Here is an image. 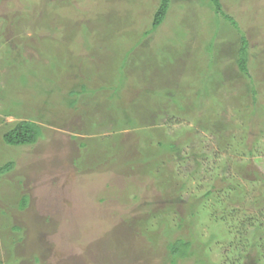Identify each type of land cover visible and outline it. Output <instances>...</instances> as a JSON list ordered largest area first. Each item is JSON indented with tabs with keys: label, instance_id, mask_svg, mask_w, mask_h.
Wrapping results in <instances>:
<instances>
[{
	"label": "rangeland",
	"instance_id": "1",
	"mask_svg": "<svg viewBox=\"0 0 264 264\" xmlns=\"http://www.w3.org/2000/svg\"><path fill=\"white\" fill-rule=\"evenodd\" d=\"M218 3L170 0L154 27L161 0H0L2 89L20 76L30 88L41 85L28 67L51 71L50 58L42 55L47 45L66 48L60 81L80 87L92 75L87 94L77 96V110L43 111L47 96L26 89L27 96L17 92L20 99L37 92L40 101L22 103L24 112L15 116L0 96V149L7 124L26 113L46 114L37 119L43 136L14 149L16 168L0 177V207L22 194L30 201L25 210L10 209V223L20 231L0 216L1 264H173L168 243L177 238L191 241L195 252L177 264H239L244 224L257 218L263 224L258 238H264V0ZM247 40L244 72L237 59ZM102 80L113 90L95 91ZM111 92L115 108L123 103L141 116L136 128L122 130V141L138 140L137 131H167L172 149L161 148L151 171L139 162L135 172L123 163L97 166L90 157L86 165L76 162L79 139L101 138L99 148L114 134L122 113L104 114L95 105ZM240 169L260 174L246 178ZM211 189L217 193L208 198ZM141 219L149 223L142 228L157 231L156 242L138 233Z\"/></svg>",
	"mask_w": 264,
	"mask_h": 264
},
{
	"label": "trees",
	"instance_id": "2",
	"mask_svg": "<svg viewBox=\"0 0 264 264\" xmlns=\"http://www.w3.org/2000/svg\"><path fill=\"white\" fill-rule=\"evenodd\" d=\"M217 3L219 0H215ZM219 4V8L221 7L220 3ZM170 6V0H161V4L159 5V8L157 9L155 16H154V20H153V26L157 27L159 26V24H161L163 22V20L165 19L168 9ZM246 47L243 48L241 47L240 49V57L239 59H237V62L239 61V65L240 69L242 71H248V61L250 58V50H249V41H246ZM248 47V48H247ZM7 48H10L9 45L7 46ZM63 49V51H60V49ZM67 51L65 47H56V46H51V45H47V47L44 49V51L42 52V55L45 57L50 58V70H46L45 72L40 73V69H33V71L31 70L30 67H28V72L33 75V77H35L36 82L38 83H42L41 85L37 84V87L35 88H30L29 85H27V78L20 76V77H16V79L18 78V82H14L16 83V85H12V82L9 83L7 81L8 84H5L6 87L4 89H2V85L0 84V96L1 98H7L9 99V103L12 104V108L10 110V113L14 114L15 116H20L23 112L22 111V103L26 104V102L29 101V99H33V101H40L38 95L36 94L38 92L41 93L42 95L45 94L47 97L46 99L43 100V102L45 103V105H47V107L43 108L45 110H49L50 108H55L56 111H58V109L62 110H67V109H74L77 110V106H76V102H77V96L81 95V94H87L88 92V84L90 85L92 82L89 79L92 75H88L87 77V81H84L85 79H82L81 81L83 82V85L80 87H74L72 88V85L74 82L71 81V85H66L69 82H64V81H60V79L62 77H64V74L62 73L64 70V63H68L67 58L62 57L63 55H66ZM83 59V57L81 58ZM81 59L77 58V62L80 61ZM82 61V60H81ZM70 65V64H69ZM23 68H26L25 65H22ZM108 66V65H107ZM105 66V68L107 67ZM66 67V66H65ZM109 67V66H108ZM107 67V69H108ZM21 68L20 70H16V71H22ZM111 68V66H110ZM60 69H61V73H60ZM109 70V69H108ZM16 71H12L16 72ZM109 72H113L111 70H109ZM12 76V75H10ZM9 76V78H10ZM94 76V75H93ZM10 80H14V78H10ZM9 80V81H10ZM0 81H1V77H0ZM103 81V80H102ZM100 83L98 84V87H95V91L96 90H102V89H112V85L113 84H109L105 81H103L101 83V81H99ZM75 84V83H74ZM92 85V84H91ZM17 88L18 90L14 89V92H12V89ZM100 87V88H99ZM99 88V89H98ZM23 89V91H22ZM26 89L31 90H37V92H31L30 94H28L29 97H26V101L24 99H20L17 96V92L20 91V93H22V96L26 94ZM104 89V90H105ZM116 90H118V88H116ZM22 91V92H21ZM91 91H94L93 88H91ZM40 95V94H39ZM27 96V94H26ZM41 96V95H40ZM51 96H54V102L53 103ZM99 100L97 101V103H95L96 107L98 109H100L102 111L103 109V113L104 114H108L107 110L111 109L114 111H120L122 114L121 116L118 117L117 123H116V128H115V132L114 134H112L109 137H105L103 138V141L99 144L101 145L99 148L96 146V143H99L100 140H102L101 138H92V137H87L86 139H79L78 140V146H79V154L80 157H78L76 159V162L78 163H83V165H86L85 160H88V157L92 158V160H95L94 162L96 163L97 166H104L105 168L108 166H111V164H114L115 166L119 165L120 163L123 165H126L125 168H127L129 171L135 172L136 170V163L139 162L140 164H142L144 167H146V169L151 171V167H150V162L152 161V163H156L158 159V157L162 154L160 153L161 148H165V151H168L170 149H172V146H168V142L169 141V137L167 136V134L165 132L164 128H158L156 130H152V129H147L146 131V135H140L139 132L137 131V135H139L138 140L131 142L130 140H128V138L126 137V139L128 140V142L122 141L121 138L124 137V134L122 136V130L125 127H129V128H136V124L138 123V120H141V116L139 115L138 112H133L132 108L130 110H126L125 111V104L121 103L119 104L116 108H115V103H113L112 101H110L109 99H114L116 101L117 97L115 98V94H113L111 92V95L108 98H104L103 96H100L98 98ZM42 101V100H41ZM138 100H133L131 102H133V104L131 103L132 107L134 108L135 102H137ZM157 102L160 103V101H156L154 103V106H157ZM10 106V104H9ZM49 106V107H48ZM152 106V104L148 103V108ZM130 107V106H129ZM128 107V108H129ZM137 107V106H136ZM139 107V106H138ZM137 107V108H138ZM160 107V106H159ZM7 113L9 112L8 109ZM54 110V109H53ZM139 110H141V107H139ZM148 110V109H147ZM50 111V110H49ZM145 111V110H144ZM119 112V113H120ZM112 115V114H109ZM27 118H22L20 120L15 121L13 124H7L6 128L4 129L2 136H1V143H2V149H0V177L11 173L15 168H16V161H15V157L13 156V150L23 147V146H31L34 145L38 142V140L43 136V126H41L37 119H43L46 116V114L44 112H40L39 111V116L35 115H28L26 113L25 115ZM145 117V116H144ZM143 117V118H144ZM120 118V120H119ZM93 121V119H92ZM120 121V122H119ZM140 129V128H139ZM142 130V129H140ZM93 132V129L92 131ZM129 133V132H128ZM132 135V134H131ZM157 135V137H156ZM159 136V137H158ZM114 137V138H113ZM156 142H154L153 139H156ZM108 140H112L111 142L116 143V145L112 144L111 142H108ZM159 139V140H158ZM150 140V141H149ZM165 146V147H163ZM135 147L138 155L134 154L133 148ZM4 149V150H3ZM163 151V152H165ZM83 159V162H82ZM95 165V166H96ZM92 167V166H91ZM112 167V166H111ZM96 168V167H95ZM241 171V176L243 177H250L252 175L250 174H254L255 176H257L258 174H260L259 172H257V170H254L252 173H242V171L244 170H239ZM246 177V178H247ZM260 178H263L260 175ZM255 180V179H254ZM264 183V180H263ZM232 189L231 186L230 188H228V190ZM217 193V191L214 190H209L206 192L205 196H207L208 198L211 197V195H215ZM261 199L264 198V194H262L260 196ZM259 198V199H260ZM14 201V200H13ZM10 201L9 206L5 207H0V216L1 217H5L7 218L6 222L4 223V225H8V227H10L11 230H21V226L18 225H14L13 223H10V221L13 219L12 218V210H10L11 208H14L15 210H25V208L28 207L30 201H29V196L27 194H22L20 196V198L18 199V201ZM176 202V201H174ZM173 203V202H172ZM210 206V204H208ZM204 207H208L207 203H205ZM217 213V212H216ZM214 216H216V218H223L224 214H212ZM225 219V218H224ZM252 219V218H251ZM221 220V219H220ZM161 221V220H160ZM252 221V220H249ZM147 221H142L138 220V224L136 225L138 227V233H146L145 235L148 236V239H151V241L156 242L155 238L153 239V237H155L156 235V230H154L153 227L151 226H147L145 229L142 228L143 226H146ZM141 223H144L143 225H141ZM252 223V224H251ZM248 225V222H246L244 224V228H245V232L243 231L242 233H240V236L242 238H244V243L242 245V250L238 253L237 257V262L239 264L243 263L242 261H247L248 259H253L255 261L256 264H264V238L259 239V235L262 232V227L260 222H258L257 218H255L253 220V222H251ZM146 224V225H145ZM251 227H254V231H252ZM173 230V231H172ZM250 231L252 233V236L250 237ZM174 232V227H170L168 228L167 233L168 234H172ZM20 239H22L21 236L18 237H12L11 241H10V245L14 246L17 242L20 241ZM261 244V248H259ZM168 248H169V257L172 261L173 264H177L178 261H183L188 259L192 254H194V250L192 249V242L187 240L186 238H177L174 239L173 241L168 243ZM252 252H256V254L253 255ZM18 260V259H16ZM210 262L205 261L203 259H200L199 262H195V264H215L212 260L209 259ZM1 264V261H0Z\"/></svg>",
	"mask_w": 264,
	"mask_h": 264
}]
</instances>
